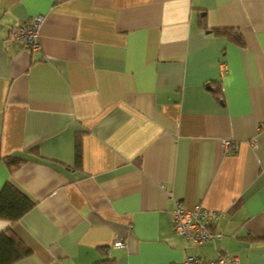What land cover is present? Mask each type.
<instances>
[{
	"label": "crops",
	"instance_id": "obj_1",
	"mask_svg": "<svg viewBox=\"0 0 264 264\" xmlns=\"http://www.w3.org/2000/svg\"><path fill=\"white\" fill-rule=\"evenodd\" d=\"M0 154L34 201L0 218L10 264H264V0H0ZM196 202L222 211L200 244L171 227Z\"/></svg>",
	"mask_w": 264,
	"mask_h": 264
},
{
	"label": "built area",
	"instance_id": "obj_2",
	"mask_svg": "<svg viewBox=\"0 0 264 264\" xmlns=\"http://www.w3.org/2000/svg\"><path fill=\"white\" fill-rule=\"evenodd\" d=\"M41 16H35L30 20L10 28L9 35L19 41H23L28 49H35L39 46L36 39L38 25ZM225 150H231L227 142L224 143ZM222 211L204 207L200 202L194 203L190 209H184L176 204L171 210V227L174 232L182 235L185 239L195 244L208 241L220 234L212 230L215 223L221 217ZM124 239L119 238L113 242L115 247H123ZM182 264H238L234 256L224 254L218 255L212 260L205 261L198 256L188 255Z\"/></svg>",
	"mask_w": 264,
	"mask_h": 264
},
{
	"label": "trees",
	"instance_id": "obj_3",
	"mask_svg": "<svg viewBox=\"0 0 264 264\" xmlns=\"http://www.w3.org/2000/svg\"><path fill=\"white\" fill-rule=\"evenodd\" d=\"M217 34H224L237 43H241V38L235 28H218ZM0 158L7 166H17L23 159L0 154ZM80 147L77 142L75 145V160H80ZM34 201L24 192L10 182H5L0 189V218L13 222L21 215L33 207ZM30 253V249L23 245L21 240L9 230L0 231V264H10L13 261Z\"/></svg>",
	"mask_w": 264,
	"mask_h": 264
}]
</instances>
